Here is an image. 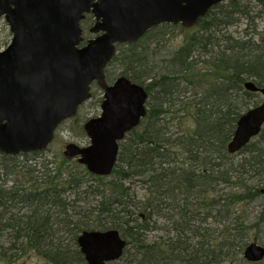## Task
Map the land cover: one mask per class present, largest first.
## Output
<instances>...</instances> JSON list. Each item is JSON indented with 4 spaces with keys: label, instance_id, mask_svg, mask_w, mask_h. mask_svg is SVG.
<instances>
[{
    "label": "trees",
    "instance_id": "obj_1",
    "mask_svg": "<svg viewBox=\"0 0 264 264\" xmlns=\"http://www.w3.org/2000/svg\"><path fill=\"white\" fill-rule=\"evenodd\" d=\"M242 3L214 7L165 65L140 44L152 34L167 35L168 25L136 44L117 46L108 80L119 65L120 76L144 86L149 99L146 118L120 144L110 177L44 152L0 153V240L9 243L2 258L11 261L7 251H30L50 264H86L78 236L116 229L128 244L117 264L245 261L246 233L264 222V210L255 223L243 220L263 198L264 129L238 154L227 147L238 119L257 105L245 83L264 88V29L253 27L238 39L223 32L238 21L234 16L254 20ZM93 23L87 15L82 27ZM158 231L164 236H151Z\"/></svg>",
    "mask_w": 264,
    "mask_h": 264
},
{
    "label": "water",
    "instance_id": "obj_2",
    "mask_svg": "<svg viewBox=\"0 0 264 264\" xmlns=\"http://www.w3.org/2000/svg\"><path fill=\"white\" fill-rule=\"evenodd\" d=\"M226 1L0 0V19L13 35L11 44L0 52V152L18 155L45 150L58 126L90 100L91 86L97 83L104 99L101 116L84 125L90 144H69L64 156L77 158L94 175L110 176L119 144L146 117L148 100L144 87L125 77L108 85L105 70L116 45L137 43L162 24L192 28ZM87 14L94 16L90 32L97 37L82 45L81 22ZM245 88L264 95V89L252 81ZM263 127L261 104L238 120L229 154L245 148ZM78 245L87 264H108L121 258L127 242L118 230L85 231ZM243 256L248 262H261L264 247L252 243Z\"/></svg>",
    "mask_w": 264,
    "mask_h": 264
},
{
    "label": "rangeland",
    "instance_id": "obj_3",
    "mask_svg": "<svg viewBox=\"0 0 264 264\" xmlns=\"http://www.w3.org/2000/svg\"><path fill=\"white\" fill-rule=\"evenodd\" d=\"M242 4H248L249 7L252 8L253 13L251 16H254L253 21H249V19L239 16H234V19H238L236 23L231 26L225 27L223 32L227 35L232 36L235 39L244 38L246 36V32L251 33L252 28L256 27L257 29H264V6L259 4L257 0H242ZM227 6V2L224 3ZM222 9L221 11L225 10ZM168 27V26H167ZM168 34L166 33H155L144 39L141 42L140 47L145 52L149 58L153 59L156 63L164 64L163 61L165 59H169L172 57L189 39L193 34L198 33V27L192 29H184L181 26H169ZM90 26L83 27L85 30V35L87 38L90 37L89 34ZM224 28V27H222ZM221 35V33H219ZM12 35L9 30L8 24L2 18L0 19V50L5 49L8 44L11 42ZM113 73V79L109 80L110 83L114 81L122 71L119 65H114L111 68ZM94 97L87 102L80 110L76 117L67 120L64 124H62L55 135V139L53 143L50 145L48 150L43 153L45 158H50L54 160H58L59 162L63 158V151L65 146L69 143H76L82 146H86L89 143V140L84 132L83 125L91 118L96 117L101 112V102L103 98V91L99 89L97 86L93 87ZM255 101L257 105H261L264 103V95L262 93H257L255 96ZM242 156L238 155L237 159H240ZM142 197L145 194V191L141 190L139 192ZM264 197L260 199L255 204L248 207V210L244 215V224L250 225L251 223H255L256 219L260 217L264 210ZM259 219V218H258ZM165 222L162 219L158 220V225L160 227L164 226ZM248 237L247 243L251 244L255 238L259 239L258 244L264 246V222L260 225L258 229H254L251 232L246 233ZM151 236L161 237L164 236L163 231H158L153 233ZM9 247V243L6 238L0 240V264H50L48 261L43 258L37 256L33 252L24 254L16 252H8L11 255V261H8L2 258L4 254V250ZM245 250V248H244ZM243 252H241V258H243ZM117 264V263H114ZM229 264V263H228ZM231 264H250L243 259H236L235 262ZM258 264H264V261Z\"/></svg>",
    "mask_w": 264,
    "mask_h": 264
},
{
    "label": "flooded vegetation",
    "instance_id": "obj_4",
    "mask_svg": "<svg viewBox=\"0 0 264 264\" xmlns=\"http://www.w3.org/2000/svg\"><path fill=\"white\" fill-rule=\"evenodd\" d=\"M93 37H95V36H93Z\"/></svg>",
    "mask_w": 264,
    "mask_h": 264
}]
</instances>
